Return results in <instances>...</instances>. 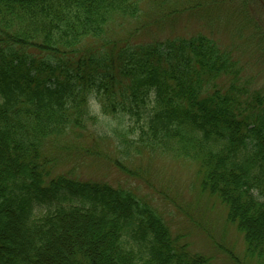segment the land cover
I'll return each instance as SVG.
<instances>
[{"label": "trees", "instance_id": "16d2710c", "mask_svg": "<svg viewBox=\"0 0 264 264\" xmlns=\"http://www.w3.org/2000/svg\"><path fill=\"white\" fill-rule=\"evenodd\" d=\"M150 3L0 0V264H211L130 188L54 171L112 118L127 157L189 160L264 264V87L205 35L133 41Z\"/></svg>", "mask_w": 264, "mask_h": 264}, {"label": "rangeland", "instance_id": "374dc122", "mask_svg": "<svg viewBox=\"0 0 264 264\" xmlns=\"http://www.w3.org/2000/svg\"><path fill=\"white\" fill-rule=\"evenodd\" d=\"M164 3L166 8L160 0H152L145 11L150 24L131 35L133 41L205 35L231 53L240 68L239 84L246 83L251 90L264 87V0ZM90 103L94 114L104 119L95 101ZM108 124L93 127L101 133L106 130V137L86 133L87 140L80 138L78 149L57 156L54 171L130 188L154 207L190 251L211 256V264H244L241 239L226 226L214 201L201 192L193 164L162 153L127 157L117 146V134L111 131L117 127L116 120L108 119ZM117 128L121 130V126ZM64 140L63 144L69 141ZM115 159L123 168L115 165Z\"/></svg>", "mask_w": 264, "mask_h": 264}]
</instances>
